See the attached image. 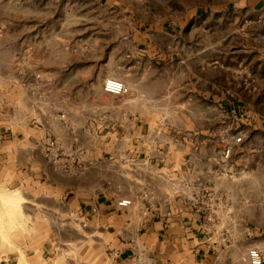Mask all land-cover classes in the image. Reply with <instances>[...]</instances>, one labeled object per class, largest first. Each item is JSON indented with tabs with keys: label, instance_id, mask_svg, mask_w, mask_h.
<instances>
[{
	"label": "rangeland",
	"instance_id": "obj_1",
	"mask_svg": "<svg viewBox=\"0 0 264 264\" xmlns=\"http://www.w3.org/2000/svg\"><path fill=\"white\" fill-rule=\"evenodd\" d=\"M224 1L0 0V135L7 133L5 125L37 124L45 138L44 159L58 171L79 174L89 164L84 160L87 150L92 151V165L101 160L111 163L110 150L99 151L121 139L105 135L107 123L112 122V105L101 102L114 95L104 90L107 78H119L129 88L128 83H135L139 93L115 95L123 99L125 112L133 107L128 99L132 96L147 97L149 103L162 96L184 100L173 102L171 119L165 117L173 128L183 124L182 110L190 108L198 96L197 104L203 103L212 113L203 125L214 129L211 138L219 137L223 151L217 154L209 143L202 159L204 170L192 171L189 178L196 179L199 204L202 197L208 199L211 208L204 218L216 237L225 245L233 244L246 264L250 247L264 253V72L257 66L251 73L238 63L234 71L228 66L234 67L230 55L243 48L248 36L264 37V25L246 24L242 15L231 16L240 12L232 6L225 17L208 14L214 7L196 14L199 5ZM217 35L221 43L206 57V64H217L218 81L200 83L205 91L201 94L192 95V89L182 87L169 92L167 84L182 78L173 80L168 71L195 67L188 57L203 53V44ZM237 53L241 60L242 51ZM120 122L126 128L130 119L124 115ZM144 127L149 129L150 124ZM238 135L241 141H235ZM193 147L199 161L198 144ZM227 148L231 149L228 154ZM21 196L24 203L18 206L8 197L0 200L1 228L7 215L8 227L19 229L14 233L1 229L3 242L12 243L13 236H36L30 226L34 217L25 214L31 204ZM69 219L64 222L75 227L76 233L63 231L59 244L51 247L45 242L42 249L29 248V254L38 252L48 264L56 258L58 264H80L84 256H90L92 264L99 263L100 232L91 231L90 223L80 216ZM43 234L44 240L51 239L50 232ZM16 249L19 264H28L25 249L2 250Z\"/></svg>",
	"mask_w": 264,
	"mask_h": 264
},
{
	"label": "crops",
	"instance_id": "obj_2",
	"mask_svg": "<svg viewBox=\"0 0 264 264\" xmlns=\"http://www.w3.org/2000/svg\"><path fill=\"white\" fill-rule=\"evenodd\" d=\"M231 6L240 11L237 15L232 12L231 16L241 18L242 15L246 24L264 25V0L213 2L199 5L195 11L197 14L203 8L214 7L216 10L208 14H217L220 18L231 12L228 9ZM218 42L221 43L219 35L203 44V53L188 57V61H195V67L188 65L187 70L168 71L169 78H182L179 83L167 84L169 92L182 87L192 89V95L201 94L205 91L200 83L218 81L217 64H206V57L217 49ZM239 50L243 53L241 60L237 55ZM230 57L234 67L229 65V70L234 71L238 63L249 73L254 66L264 72V37L256 39L252 33L243 48L234 49ZM128 84L132 85L131 92L139 93L135 83ZM115 95L101 102L112 105V122L107 123L105 135L121 139H117L113 147L108 143L106 149L102 147L99 151V154H107L109 149L113 160L111 163L101 160L100 164L92 165V151L87 150L84 160L89 164L79 174L58 171L44 159L45 138L37 124L5 125L7 133L0 135V200L12 194V189L23 193L25 201L31 204L25 214L34 217L30 226L36 236L31 239L13 236L12 243L3 242L0 237V264H19L17 249L2 250L10 247L25 249L28 264H48L38 252L29 254L28 249H42L47 246L45 242L54 247L59 244L61 232L76 233L75 227L64 222V218L75 216L87 220L91 231L100 232L97 264H244L234 252L233 244L225 245L216 237L212 225L204 218L211 208L208 199L202 197L203 204H199L196 179L189 178L192 171L204 170L202 159L208 154L209 143L217 149V154L222 150L219 137L211 138L214 129L203 125L212 113L203 103L197 104L201 98L197 96L190 108L182 110L184 122L173 128L170 120L164 121L165 117L169 115L171 119L173 102L183 103L184 100L173 101L171 97L162 96L149 103L147 97L132 96L128 99L133 107L125 112L123 99ZM124 115L130 119L126 128L120 122ZM147 122L149 129L144 127ZM20 130L23 139H20ZM195 142L201 155L199 161L195 158ZM124 197H130L132 203L120 206L118 202ZM4 219L0 230L13 233L19 230L8 227L7 215ZM44 232H50L51 239L44 240ZM58 262L56 258L51 264ZM80 264H92L90 256H84Z\"/></svg>",
	"mask_w": 264,
	"mask_h": 264
},
{
	"label": "built area",
	"instance_id": "obj_3",
	"mask_svg": "<svg viewBox=\"0 0 264 264\" xmlns=\"http://www.w3.org/2000/svg\"><path fill=\"white\" fill-rule=\"evenodd\" d=\"M104 90L116 95H124L130 91L129 86L119 78H107L104 82ZM242 135L235 137V141H241ZM230 148H227L226 153L230 152ZM132 203L130 197H124L119 200L120 206H127ZM246 264H264V253L259 247H250L245 259Z\"/></svg>",
	"mask_w": 264,
	"mask_h": 264
},
{
	"label": "bare ground",
	"instance_id": "obj_4",
	"mask_svg": "<svg viewBox=\"0 0 264 264\" xmlns=\"http://www.w3.org/2000/svg\"><path fill=\"white\" fill-rule=\"evenodd\" d=\"M21 197H22L21 194H19L18 191H17V192H14L12 195H9L8 199H9L10 202H12V204L14 203L13 204L14 206H16L17 204H22L21 203L22 200H20Z\"/></svg>",
	"mask_w": 264,
	"mask_h": 264
}]
</instances>
